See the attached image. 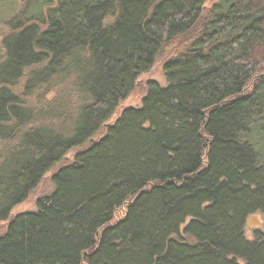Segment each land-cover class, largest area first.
Returning <instances> with one entry per match:
<instances>
[{"label":"trees","instance_id":"trees-1","mask_svg":"<svg viewBox=\"0 0 264 264\" xmlns=\"http://www.w3.org/2000/svg\"><path fill=\"white\" fill-rule=\"evenodd\" d=\"M207 2L0 0V223L78 150L0 264H264V0Z\"/></svg>","mask_w":264,"mask_h":264},{"label":"rangeland","instance_id":"rangeland-1","mask_svg":"<svg viewBox=\"0 0 264 264\" xmlns=\"http://www.w3.org/2000/svg\"><path fill=\"white\" fill-rule=\"evenodd\" d=\"M218 0H208L206 3V7L209 8L212 4L216 3ZM2 35V28L0 27V39ZM167 52L159 58L154 64L153 68L143 75H141L136 83L134 91L129 95V97L120 103L117 112L113 115L109 123H113L118 119L120 114L128 109V108H139L141 107L142 99L147 94V83L148 82H156L161 88L167 87V82L165 80L163 74V63L165 60L174 54L172 49L166 50ZM1 47H0V57L2 56ZM105 133V130H101L96 139L102 136ZM87 146V145H86ZM264 156L263 148L260 149ZM78 150H73L69 154L66 155L65 159L61 161V163L57 164L49 173H47L38 187L34 190V192L24 201L22 204L16 206L9 216V220L3 223H0V236H2L8 226V223L11 218H14L18 215L25 213H33L36 212V201L44 196L50 195L53 191V185L51 183V177L54 173L61 168L63 165L71 163L73 160V156ZM123 214V210L117 214V218L121 217ZM259 231L264 233V217L257 213L252 216H249L246 220L245 228H244V237L247 241H254L255 232Z\"/></svg>","mask_w":264,"mask_h":264}]
</instances>
